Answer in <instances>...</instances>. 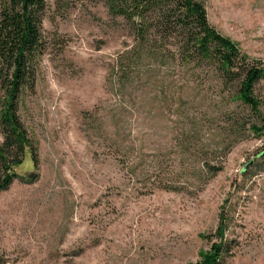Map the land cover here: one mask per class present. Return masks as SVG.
<instances>
[{"label": "rangeland", "instance_id": "1", "mask_svg": "<svg viewBox=\"0 0 264 264\" xmlns=\"http://www.w3.org/2000/svg\"><path fill=\"white\" fill-rule=\"evenodd\" d=\"M201 1L213 28L264 60V0ZM45 3L34 83L13 100L36 161L25 150L0 190L9 264H192L220 241L221 214L219 264H264L252 110L205 62L184 65L161 42L133 51L106 0ZM254 91L264 110V80ZM5 98L0 85V111Z\"/></svg>", "mask_w": 264, "mask_h": 264}, {"label": "trees", "instance_id": "2", "mask_svg": "<svg viewBox=\"0 0 264 264\" xmlns=\"http://www.w3.org/2000/svg\"><path fill=\"white\" fill-rule=\"evenodd\" d=\"M201 0H106L108 12L127 21L134 33L133 51L154 48L156 42L164 54L173 53L184 65L205 62L215 83L231 85L232 98L252 110L255 116L250 129L264 134V110L255 95V87L264 80V60L242 53L237 43L219 33L209 23ZM45 0H0V85L5 103L0 111V190L17 175L27 149L35 163L26 130L14 110L22 87L32 88L37 60L44 52L46 40L42 29ZM163 47V46H162ZM130 52V51H129ZM127 54V52H126ZM132 54V53H128ZM127 54V56H128ZM264 157V149L260 153ZM225 216L219 217L216 235L208 250L201 251L192 264H219L229 251L223 240ZM0 264H9L0 251Z\"/></svg>", "mask_w": 264, "mask_h": 264}]
</instances>
